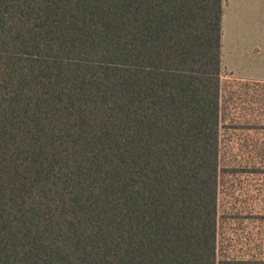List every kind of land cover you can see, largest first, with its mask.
<instances>
[{
  "label": "trees",
  "instance_id": "trees-1",
  "mask_svg": "<svg viewBox=\"0 0 264 264\" xmlns=\"http://www.w3.org/2000/svg\"><path fill=\"white\" fill-rule=\"evenodd\" d=\"M223 16L0 0V264H219L226 128L264 132V81L224 83Z\"/></svg>",
  "mask_w": 264,
  "mask_h": 264
},
{
  "label": "rangeland",
  "instance_id": "rangeland-1",
  "mask_svg": "<svg viewBox=\"0 0 264 264\" xmlns=\"http://www.w3.org/2000/svg\"><path fill=\"white\" fill-rule=\"evenodd\" d=\"M234 78L224 68V83H232ZM241 128H226L224 136L219 264H264V165L261 159L254 160L252 147L257 139L264 141V132Z\"/></svg>",
  "mask_w": 264,
  "mask_h": 264
},
{
  "label": "crops",
  "instance_id": "crops-1",
  "mask_svg": "<svg viewBox=\"0 0 264 264\" xmlns=\"http://www.w3.org/2000/svg\"><path fill=\"white\" fill-rule=\"evenodd\" d=\"M222 63L235 77L264 81V0H224Z\"/></svg>",
  "mask_w": 264,
  "mask_h": 264
}]
</instances>
